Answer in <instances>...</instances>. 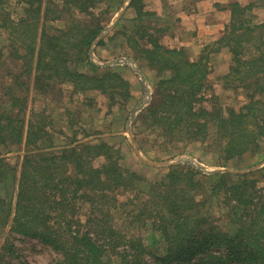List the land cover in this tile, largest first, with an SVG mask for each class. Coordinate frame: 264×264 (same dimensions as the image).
<instances>
[{
  "label": "trees",
  "instance_id": "obj_1",
  "mask_svg": "<svg viewBox=\"0 0 264 264\" xmlns=\"http://www.w3.org/2000/svg\"><path fill=\"white\" fill-rule=\"evenodd\" d=\"M108 1L110 8L113 0ZM146 1H131L134 26L123 31L127 47L159 76L140 122L159 128L167 143L210 140L221 166L256 152L264 138V22L247 15L252 3L230 2V20L214 41L232 55L222 77L248 95L240 109L224 110L217 95H204L212 89L209 54L193 60L183 48L163 44L166 29L154 25L157 15L146 9ZM99 2L15 0L22 12L13 19L6 9L9 0H0V28L22 67L18 88L9 85L0 98V154L25 151L21 162L0 158V186L10 182L16 188L15 198L0 193V228L10 225L12 233L51 246L60 255L52 264H264V199L256 187L263 170L234 177L171 166L151 182L124 165L121 150L104 140L43 150L54 145L53 121L44 110L26 118L28 88L21 78L34 73L35 88L44 92L71 83L75 91L100 90L113 101L131 97V84L121 72L89 60L91 44L110 20L103 16L108 8L95 12ZM67 15L65 26L47 29L48 20L63 21ZM85 63L91 74L79 70ZM75 122L68 124L69 144L84 135L80 120ZM98 157L103 162L96 166ZM211 198L225 208L223 221L205 209ZM136 225L157 232L161 247H149L144 237L131 233ZM15 249L7 237L0 264Z\"/></svg>",
  "mask_w": 264,
  "mask_h": 264
},
{
  "label": "rangeland",
  "instance_id": "obj_2",
  "mask_svg": "<svg viewBox=\"0 0 264 264\" xmlns=\"http://www.w3.org/2000/svg\"><path fill=\"white\" fill-rule=\"evenodd\" d=\"M233 1H239L243 5L252 3V8L248 9L247 15L256 23L264 22V0ZM123 2L124 0H113L109 8V1L101 0L94 9L96 12L108 8V12L103 16H110V20L107 22L104 29L111 24H113V27L98 43L94 46L91 44L93 48L91 46L89 48V60L91 61V48L93 58L101 63L121 58L132 60L145 75L148 92L145 90L140 76L126 64H117L109 67L99 66L100 68L117 69L129 80L131 84V97L126 100H122L119 97L114 101L110 100L109 97L100 90L75 91L71 83L53 84L52 89L44 92L41 89L37 90L35 88L34 73L30 75L29 79L24 78L22 80L21 78V82L25 81L28 88L26 118L28 119L30 117L31 112L38 113L44 110L50 115L53 121L55 130L54 137L56 138L54 145L53 147L43 150H61L85 142L94 143L99 140H104L121 150L124 155V160H122L124 165L135 170L143 178L151 182L159 181L165 175L167 168L171 166L189 165L194 167V164L198 165L201 163L203 165L201 167L207 170L217 169L218 167L245 170L255 165L262 164L264 162V138L261 140V147L255 150L256 152L248 151L243 156L234 158L229 165L221 166L218 154L215 151V147L211 145L210 140L205 142L183 140L167 143L160 134L159 128L156 126L147 127L145 122H140L139 115L144 112L151 103L155 90L154 85L159 76L156 75L157 72L155 69L139 59L135 52L133 53L125 43L126 40L123 31H125V29L131 30L134 26L132 18L135 14L133 10L126 8L120 15L119 13L121 12ZM145 6L148 11L154 13H156L159 8V4H157L156 0H147ZM6 9L10 11L13 19L18 18L20 12H22L20 6L16 5L15 0H9ZM194 13L196 14L199 12L195 11ZM251 14L252 16H250ZM156 15L157 17L154 19L155 22H153L154 25L161 28L164 27L163 29L168 27V30L172 29V32L175 30V32L183 33L179 24V19H175L174 15H164V17L161 18L157 13ZM76 16L83 17L85 15L76 11ZM67 18L68 15L65 16L63 21L48 20L46 24L47 29L51 32L58 26H65ZM115 30L117 32H115ZM109 35L112 36L109 37ZM163 35L164 33L160 35V41L163 44L168 47L177 45V47L183 48L190 59H197L204 52L209 54L208 69L210 72L208 76V85H210L212 89L205 91L204 95L206 97L209 98L212 94L217 95V101L224 110L230 107L240 109L242 105L247 102L248 95L246 90L234 84H227L228 80L225 81L222 77L228 72L231 64L232 55L228 48L221 47L218 49L214 41L198 47L193 43L182 46L178 37L172 36L173 34ZM101 41L104 42L101 43ZM79 70L91 74V68L89 65H86V63L81 64ZM21 71V62H17L12 58L8 35L0 28V98H2V95L6 92V88L9 85L12 86V88H18L16 85L17 82L20 81H17V76L20 75ZM23 86H21V89H23ZM15 92L19 93L18 90H15ZM206 105L210 107L211 104L207 102ZM139 107L141 108L140 111L137 110ZM136 110L138 112L135 114ZM74 120H76V122L80 120L79 124L84 130V135L77 141L69 144L67 142L70 140L66 138L69 137L71 133L68 124H72L71 121ZM130 120H132V122H129ZM131 136H133V138H131ZM137 146L140 147L141 152L150 161L163 164L154 165L144 162L137 153ZM24 154V148L12 149L11 151L3 149L0 158L6 157L10 158L13 162H18V160L21 162ZM170 160L176 163L169 166L164 164V162ZM190 160L192 163H190ZM102 162L103 157H98L94 160V165L98 166ZM258 170H263L264 172V166L249 172ZM198 171L205 175H211L201 170ZM218 173H229L234 177H237L236 175L245 174L235 172ZM141 185H143V182H141ZM141 185L139 184L140 187ZM256 187L258 193L264 199V177H260ZM0 193L9 196L12 195L15 198L16 188L9 182L8 184L0 186ZM199 194L201 193H196L197 196H199ZM123 197L124 196H121V198ZM206 204L205 209H207V211L209 210L211 214H215L216 217H221L220 220L222 221L225 219L223 215L226 210L217 199L211 198ZM122 227L126 229V223H124ZM130 231L131 233H136L144 237L149 247H161L157 232L147 230L146 228H139L137 225L130 228ZM7 237L14 243L16 249L12 256H6L5 264H52L60 256L51 246L46 245L37 238L24 237L12 233L10 231V225L2 229L0 228V250L5 244Z\"/></svg>",
  "mask_w": 264,
  "mask_h": 264
},
{
  "label": "crops",
  "instance_id": "obj_3",
  "mask_svg": "<svg viewBox=\"0 0 264 264\" xmlns=\"http://www.w3.org/2000/svg\"><path fill=\"white\" fill-rule=\"evenodd\" d=\"M233 0H156L158 16L174 15L179 19L183 33L166 28L164 35L178 37L182 46H203L217 40L230 20L229 4ZM130 8V4L127 7ZM198 11L199 13H194ZM195 46V47H196ZM177 47V45L173 46Z\"/></svg>",
  "mask_w": 264,
  "mask_h": 264
},
{
  "label": "water",
  "instance_id": "obj_4",
  "mask_svg": "<svg viewBox=\"0 0 264 264\" xmlns=\"http://www.w3.org/2000/svg\"><path fill=\"white\" fill-rule=\"evenodd\" d=\"M132 0H124L123 4H122V9H121V12L119 13L120 15L122 14V12L128 7V5L131 3ZM119 15V16H120ZM113 24L109 25L108 27H106L105 29H103L100 34L95 38V40L93 41L92 45L94 46L96 43H98L101 38L108 32L111 30V28L113 27L112 26ZM91 45V47L93 48V46ZM92 48H91V62H93L95 65L97 66H105V67H109V66H112V65H117V64H126V65H129L139 76H140V79L144 85V88L145 90L148 92V87H147V81H146V77L145 75L143 74V72L132 62V60H129L127 58H121V59H114V60H111V61H108V62H104V63H101V62H98L96 61L93 56H92ZM138 111L141 110V108L139 107L137 109ZM135 111V114L138 112V111ZM135 116V115H134ZM129 122H132V120H130ZM131 138H133V136H131ZM132 140V139H131ZM133 142V141H132ZM137 153L138 155L140 156V158L146 162V163H150V164H154V165H161L163 163H157V162H153V161H150L140 150V147L137 146ZM176 162L175 161H166L164 162V164L166 165H173L175 164ZM190 163H192V161L190 160ZM195 168L198 169V170H201L205 173H210V174H214V173H218V172H235V173H248L249 171L251 170H254V169H257V168H260V167H263L264 166V162L262 164H258V165H255L253 167H250L248 169H245V170H234V169H230V168H226V167H218L217 169H211V170H207V169H203V166L201 163H199L198 165L197 164H194Z\"/></svg>",
  "mask_w": 264,
  "mask_h": 264
}]
</instances>
